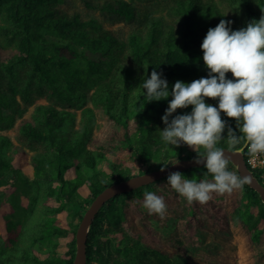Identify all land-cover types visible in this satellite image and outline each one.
I'll return each instance as SVG.
<instances>
[{"label": "trees", "instance_id": "trees-1", "mask_svg": "<svg viewBox=\"0 0 264 264\" xmlns=\"http://www.w3.org/2000/svg\"><path fill=\"white\" fill-rule=\"evenodd\" d=\"M82 2L101 18L63 8L69 0H0V132L16 130L20 143L0 135V201L12 189L0 264H74L80 221L101 192L204 155L203 148L197 153L162 140L161 118L172 96L148 102L141 84L153 70L167 80L170 93L176 81L207 78L201 44L208 30L223 19L236 31L264 16V0ZM162 6L166 16L156 15ZM106 22L126 23L132 31L120 36ZM226 78L234 79L230 72ZM43 99L46 104H37ZM205 102L219 103L218 98ZM98 109L110 121L113 144L95 136ZM191 111L192 106L177 109L173 117ZM221 119L224 139L216 147L243 148L237 121L223 112ZM229 127L241 136L234 146L228 142ZM23 146L34 151L33 178L13 163ZM114 149L129 152L130 161L109 157ZM244 157L247 161L246 147ZM227 170L240 177L230 161ZM252 172L264 185L263 171ZM180 173L197 182L212 180L205 166ZM167 178L116 196L101 208L87 241V264H204L203 251L219 257L235 249V227L247 235L257 263L264 264V202L255 190L245 183L231 193H212L204 204L189 203ZM82 188L88 189L87 198ZM145 192L163 197V218L143 207ZM63 212L69 228L57 217Z\"/></svg>", "mask_w": 264, "mask_h": 264}, {"label": "clouds", "instance_id": "clouds-1", "mask_svg": "<svg viewBox=\"0 0 264 264\" xmlns=\"http://www.w3.org/2000/svg\"><path fill=\"white\" fill-rule=\"evenodd\" d=\"M231 23L220 20L215 28L208 30L201 44L203 61L209 70L207 78L191 83L176 81L170 93L167 80L153 70L150 78L141 84L148 102L172 96L161 118L166 125L161 131L162 140L175 147L186 144L197 153L200 148L206 150L204 155L198 154L196 163H204L212 180L197 182L184 178L178 171L167 178L171 188L189 203L204 204L212 198V193H231L248 182V177L227 170L228 157L223 149L216 147L224 139L222 133L226 127L221 112L237 121L249 156L264 154V16L236 31L229 27ZM229 72L234 79L226 78ZM205 98H218V107L207 104ZM189 106H192L190 114L173 117L177 109ZM169 117L173 118L169 120ZM227 138L234 146L241 136L229 127ZM143 207L161 218L167 211L163 197L153 192L144 193Z\"/></svg>", "mask_w": 264, "mask_h": 264}, {"label": "rangeland", "instance_id": "rangeland-1", "mask_svg": "<svg viewBox=\"0 0 264 264\" xmlns=\"http://www.w3.org/2000/svg\"><path fill=\"white\" fill-rule=\"evenodd\" d=\"M219 2L220 0H214ZM222 9L225 11L226 14L232 15L230 8L227 5L220 4ZM65 9L73 10L78 9L82 12L84 16L91 15L100 17L99 12H91L88 11L82 0H69L67 5L62 6ZM156 15H165L166 10L165 7H160L156 12ZM106 28L113 30L116 34L127 37L129 33L132 31V26L120 22L116 24H110L108 22L105 23ZM3 56H6V53H1ZM46 100H39L37 104H46ZM91 106V104H90ZM34 107H31L27 114L24 116V119H29ZM78 119H80V112L78 113ZM97 114V122H98V129L95 132V136L105 143L113 144L114 141L110 140L111 136L107 133L112 131L110 126V121L106 117V115L101 110H96ZM21 120L17 122L19 124ZM16 130H10L5 132H0V135H7L9 136L15 144H20L16 135ZM110 138H109V137ZM109 138V139H108ZM34 151L31 149L23 146L20 152L13 157V163L16 167L23 170L24 173L29 175L30 178L34 177V170H33V163H32V156ZM109 157L114 158L117 162H129L130 161V154L127 151L114 149L111 153H109ZM103 169L110 172L107 164H103ZM72 175V173H71ZM12 192V189L6 190L5 194L3 195V199L0 201V239H5L8 236L7 226H6V219L5 215L9 214L12 211L11 205L8 202L7 198L9 194ZM81 194L84 198H87L89 195V191L87 188L81 189ZM24 204H27V199L23 198ZM66 212L57 214V217L61 219L63 227L69 228V225L66 220ZM235 236H234V245L235 249L230 250L227 252H223L219 257L218 256H211L208 255L205 251L200 254V260L204 264H258L255 257V249L250 243L247 235L240 227L234 228Z\"/></svg>", "mask_w": 264, "mask_h": 264}, {"label": "water", "instance_id": "water-1", "mask_svg": "<svg viewBox=\"0 0 264 264\" xmlns=\"http://www.w3.org/2000/svg\"><path fill=\"white\" fill-rule=\"evenodd\" d=\"M244 149L245 146L238 150L223 148L225 155L228 157V161L232 162L236 166L240 177H248L247 184L260 195L262 201L264 202V185L248 167L244 157ZM196 159L197 158L178 160L167 167L145 174L136 175L127 180L115 183L101 192L93 200L80 221L79 228L76 233L77 252L74 264H87V241L89 233L97 213L108 201L121 194L129 193L143 186L153 184L165 177H168L172 172H184L191 168L204 167V163L197 164Z\"/></svg>", "mask_w": 264, "mask_h": 264}, {"label": "built area", "instance_id": "built-area-1", "mask_svg": "<svg viewBox=\"0 0 264 264\" xmlns=\"http://www.w3.org/2000/svg\"><path fill=\"white\" fill-rule=\"evenodd\" d=\"M246 162L251 171L262 170V177L264 179V154H259L257 156H249Z\"/></svg>", "mask_w": 264, "mask_h": 264}]
</instances>
